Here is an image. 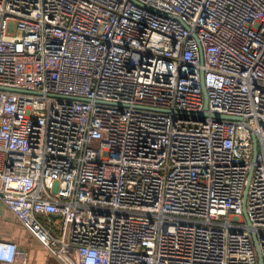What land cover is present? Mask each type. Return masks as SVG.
<instances>
[{
    "label": "built area",
    "instance_id": "built-area-1",
    "mask_svg": "<svg viewBox=\"0 0 264 264\" xmlns=\"http://www.w3.org/2000/svg\"><path fill=\"white\" fill-rule=\"evenodd\" d=\"M1 206L61 264H264V0H0Z\"/></svg>",
    "mask_w": 264,
    "mask_h": 264
},
{
    "label": "crops",
    "instance_id": "crops-1",
    "mask_svg": "<svg viewBox=\"0 0 264 264\" xmlns=\"http://www.w3.org/2000/svg\"><path fill=\"white\" fill-rule=\"evenodd\" d=\"M2 210L8 211L11 215L10 221H4L0 216V240H11L25 248L29 254L28 264H61L35 239L31 238L25 227L5 207Z\"/></svg>",
    "mask_w": 264,
    "mask_h": 264
},
{
    "label": "water",
    "instance_id": "water-1",
    "mask_svg": "<svg viewBox=\"0 0 264 264\" xmlns=\"http://www.w3.org/2000/svg\"><path fill=\"white\" fill-rule=\"evenodd\" d=\"M201 83H202V89H203V93H204V111L199 113L198 115L202 118L207 117V116H211L215 119H222V118H232L230 116H225V115H221V114H217V113H210L208 111V93H207V89L205 87V83H204V72L202 71L201 73ZM246 196H247V189L245 192V201H246ZM258 256H259V264H263V259H262V254L261 251L258 247Z\"/></svg>",
    "mask_w": 264,
    "mask_h": 264
},
{
    "label": "rangeland",
    "instance_id": "rangeland-1",
    "mask_svg": "<svg viewBox=\"0 0 264 264\" xmlns=\"http://www.w3.org/2000/svg\"><path fill=\"white\" fill-rule=\"evenodd\" d=\"M1 215H2V218H3L4 221H6V220L10 221L11 215H10V213L8 211L0 209V216Z\"/></svg>",
    "mask_w": 264,
    "mask_h": 264
}]
</instances>
